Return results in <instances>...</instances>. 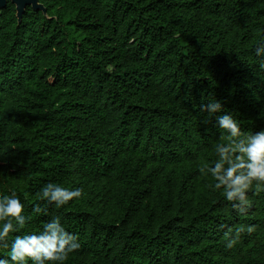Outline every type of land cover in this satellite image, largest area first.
<instances>
[{"label":"trees","instance_id":"obj_1","mask_svg":"<svg viewBox=\"0 0 264 264\" xmlns=\"http://www.w3.org/2000/svg\"><path fill=\"white\" fill-rule=\"evenodd\" d=\"M38 2L0 10V199L28 218L0 259L59 217L80 244L63 264H264V183L241 213L207 171L218 116L264 130V0ZM49 183L82 195L57 207Z\"/></svg>","mask_w":264,"mask_h":264},{"label":"clouds","instance_id":"obj_2","mask_svg":"<svg viewBox=\"0 0 264 264\" xmlns=\"http://www.w3.org/2000/svg\"><path fill=\"white\" fill-rule=\"evenodd\" d=\"M256 55H264V45L256 48ZM260 67L264 69V60L260 62ZM202 110L212 115L220 112L222 106L219 101H214L202 106ZM217 120L219 127L229 134V144L217 146L216 151L220 159L215 163L214 168H209L207 171L211 172L218 181L215 187L217 189L223 187L226 199L234 202L233 207L244 213L248 206L246 192L254 181L264 183V130L245 136L232 116L221 115ZM201 172L204 173L205 168L202 167ZM41 191L42 197L57 207L82 195L80 189L70 191L52 183L47 184ZM34 211L37 213L41 211L39 205ZM23 212L24 206L16 198L15 193L11 197L4 196L0 199V221L4 222L0 226V247H7V237L15 230L13 221L20 227L25 225L28 218ZM254 230V227L248 228L249 233ZM241 231L243 229L237 230L235 238L230 239L226 244L227 248L234 247ZM77 239L76 236L65 231L57 217L44 226L41 234L17 236L11 244L10 260L0 259V264H27L29 259L33 264H63L70 253L79 249L80 244Z\"/></svg>","mask_w":264,"mask_h":264},{"label":"water","instance_id":"obj_3","mask_svg":"<svg viewBox=\"0 0 264 264\" xmlns=\"http://www.w3.org/2000/svg\"><path fill=\"white\" fill-rule=\"evenodd\" d=\"M7 2H10L15 8V17L18 23L25 12L26 7H30L35 12H42L46 15V10L43 5L39 4L38 0H0V10L6 7Z\"/></svg>","mask_w":264,"mask_h":264}]
</instances>
